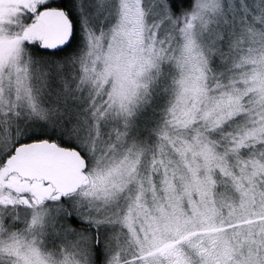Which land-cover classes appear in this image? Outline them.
<instances>
[{
  "label": "snow or ice",
  "instance_id": "6c2138e0",
  "mask_svg": "<svg viewBox=\"0 0 264 264\" xmlns=\"http://www.w3.org/2000/svg\"><path fill=\"white\" fill-rule=\"evenodd\" d=\"M0 264H264V0H0Z\"/></svg>",
  "mask_w": 264,
  "mask_h": 264
}]
</instances>
